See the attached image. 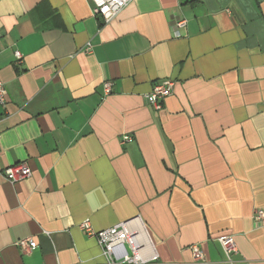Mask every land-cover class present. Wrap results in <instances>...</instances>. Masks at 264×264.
<instances>
[{"label":"crops","instance_id":"crops-1","mask_svg":"<svg viewBox=\"0 0 264 264\" xmlns=\"http://www.w3.org/2000/svg\"><path fill=\"white\" fill-rule=\"evenodd\" d=\"M92 8L0 0V264H101L85 220L127 222L157 264H193L192 245L228 264L224 235L233 264H264V0H133L107 24Z\"/></svg>","mask_w":264,"mask_h":264},{"label":"built area","instance_id":"built-area-1","mask_svg":"<svg viewBox=\"0 0 264 264\" xmlns=\"http://www.w3.org/2000/svg\"><path fill=\"white\" fill-rule=\"evenodd\" d=\"M133 0H91L93 4L92 14L99 17L107 24L115 20L122 10ZM185 20H177L174 24L176 29L185 27ZM178 36L177 33H175ZM91 44L87 43L84 49L86 54L91 51ZM16 61L20 62L21 55L14 54ZM174 83L171 80L156 82L151 91L145 96V102L154 110H160L166 98L172 95ZM111 91L110 83L104 84V93ZM5 101L4 85L0 82V105ZM124 137L123 141H128ZM3 178L11 184H16L30 177V168L24 163L14 164L2 170ZM254 222L264 227V210L257 209L253 213ZM79 230L88 238L94 239L101 249L103 262L101 264H157V256L153 255L145 259L140 250L142 248L137 236L132 233L127 222H121L105 230L96 232L87 220L79 224ZM218 243L225 256L226 263L233 264L232 257L238 254V248L232 235H224L218 238ZM15 246L23 253H31L36 249V243L32 237L18 240ZM193 264H209L202 251L197 245L190 247Z\"/></svg>","mask_w":264,"mask_h":264}]
</instances>
